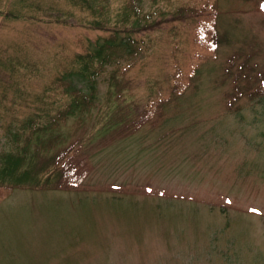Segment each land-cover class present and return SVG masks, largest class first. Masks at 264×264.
<instances>
[{"label": "rangeland", "instance_id": "374dc122", "mask_svg": "<svg viewBox=\"0 0 264 264\" xmlns=\"http://www.w3.org/2000/svg\"><path fill=\"white\" fill-rule=\"evenodd\" d=\"M0 0V153L77 142L69 189L0 187V264H264V0ZM115 32L94 105L76 55ZM122 86L118 90L115 80ZM43 145V146H42Z\"/></svg>", "mask_w": 264, "mask_h": 264}, {"label": "trees", "instance_id": "16d2710c", "mask_svg": "<svg viewBox=\"0 0 264 264\" xmlns=\"http://www.w3.org/2000/svg\"><path fill=\"white\" fill-rule=\"evenodd\" d=\"M72 4L81 5L86 0H69ZM139 0H128L124 4L118 23H148L150 14H143L137 6ZM132 38L120 36L112 32L98 44L95 50L76 55L73 59L76 64L69 71L55 81L63 85V78L68 75H78L87 83V90L80 88L68 92L69 100L58 111V117H66L75 110L87 111L94 105V84L106 66H111L120 59L121 52L135 54L131 49ZM115 84L120 90L122 83L116 79ZM31 132L42 128L34 121L27 122ZM29 133L23 130L12 133L13 149L0 153V187L12 190L14 188L34 189H69L78 186L84 179L87 169L78 161L71 159L70 152L75 151L77 142L68 144L52 155L39 159V149L27 150ZM43 146V145H42Z\"/></svg>", "mask_w": 264, "mask_h": 264}]
</instances>
